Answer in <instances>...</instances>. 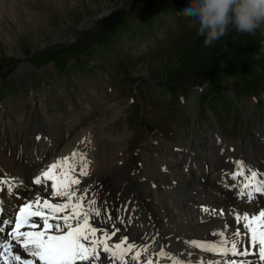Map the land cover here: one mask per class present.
I'll return each instance as SVG.
<instances>
[{
  "label": "rangeland",
  "instance_id": "374dc122",
  "mask_svg": "<svg viewBox=\"0 0 264 264\" xmlns=\"http://www.w3.org/2000/svg\"><path fill=\"white\" fill-rule=\"evenodd\" d=\"M52 1L51 6L58 9L60 0ZM187 5L188 0H65V2L61 3L60 8L65 6L67 11L60 9L61 12L58 10L52 12L49 7L40 6L39 8L33 6L32 10L37 13L41 12L42 15L39 16L35 25H30V27L26 25L24 29L27 32H20L18 35L16 33L18 27L15 29L6 27L3 32H0V105L6 110L8 107L9 112L15 114L27 110L29 105L26 102L27 100H44V109L37 102V107L27 113L25 118L27 121L34 120L45 126L44 112L53 110V104L55 103H58L65 113H68L71 110V106L78 110L79 107H85V102L92 103V99L101 101L103 98L101 94L106 89L105 83L109 80V72L115 73L111 78L118 80V84L121 83V90L129 87L133 88V84L136 83L150 104H157V100L162 102L160 108L164 104L163 97H167L169 93L168 90H164L171 85L175 87L179 85H200L204 88L203 82L205 81L212 82L213 80L217 82L224 80V87L228 86L232 94L243 105L248 98L244 95L240 81L244 80L246 85H250V90L255 96H257L258 91L264 92V26L257 29L255 34H242L237 32L234 27L230 28L228 34L217 41L216 54L207 64L203 68L199 66L193 67L190 65V61H195L193 59L197 58L199 47L204 45V38L197 35L198 24L193 19L179 14ZM104 7L107 8L108 12L102 15ZM116 12H121L119 24L106 29L104 21L108 20V17ZM85 17L90 19L92 23L87 28H81ZM20 20L23 22V19ZM156 27V33H154L153 31ZM3 33L9 34L10 37H6ZM152 37L156 39L153 47H151L152 42H145L146 39H151ZM10 40L14 42L11 43ZM10 44L12 45L9 46ZM11 50H20V55L18 57L12 55ZM206 76L207 78L204 80L203 77ZM69 80L75 81H70V84L78 83L80 87L86 88L90 95L82 91H71L69 89L70 85L66 83ZM27 83L30 85H27ZM110 84H113V81H110ZM213 86L215 91L218 92L220 87L218 85ZM4 87H6L7 91L3 89ZM224 87L222 88L225 91ZM111 89L113 90L112 87ZM15 90H21L22 93L13 95ZM142 92L139 95H142ZM120 93L124 94L123 92ZM63 97H65V100H61ZM105 99L106 97L104 96L102 101L104 102ZM16 100L22 101V106L26 105V108L17 106L15 104ZM137 102L139 118H137L138 113L135 112V117L133 118L112 122L109 112L107 113L108 120L104 116L99 117L94 113L86 115L83 113L84 121L82 127L84 128L79 133H73L70 139L67 138L66 141L64 140L67 129L62 128L65 126L62 120L53 114L48 117L49 129H62V131H65L62 132V138L58 141L62 145L59 148V152L72 160L78 173L77 177L80 180H82L80 177L82 176L80 175L81 170L89 171L88 154L82 148L86 147L83 144L85 143L83 135L87 131H93L94 136H97V131L92 129V127L104 129L110 133L106 132V136L103 139L106 148L103 157L101 152L98 154H96L97 150L93 152L94 155H97L98 160L103 162L99 172L101 178L103 176L106 177L107 174L105 175V173L111 170L109 162L110 152L113 149L120 150L121 148H123L122 152L125 154L124 164L121 167L123 174L126 177L128 175L131 176L132 181L138 179L131 171L133 163L138 170L136 174L142 175V167L137 164L139 157L131 158L130 154L132 153L129 152L128 148V145L133 142V138L137 140L141 134H145L143 146L141 147L143 151L142 159L145 157L160 159L169 156L174 161H180V157L177 154L173 153L170 155L169 151L166 150V146L168 147L169 144L165 146L161 142L181 143L183 141L182 135H179L175 129L173 130L167 120L156 119V109L152 112L156 114L152 116V121L149 118V121L146 120L147 122H144L142 127V123L139 122L140 118L143 111L146 112L145 116H149L148 108H151V106L141 103L140 100ZM222 103L228 105L226 101H222ZM110 107L113 112L118 111L117 106L110 105ZM229 107L230 105H228ZM1 109L0 107V113ZM90 109L95 110L94 108ZM238 110L241 114V122L244 124L245 117L239 107ZM244 110L247 111L248 109L245 108ZM164 114L168 115L169 118L173 117L176 121L183 119V110L174 101L168 102V106H165ZM261 114V106H255L256 119ZM77 116H72L74 128L79 126V114ZM86 117L92 121L89 126ZM126 117L127 115H125ZM224 120L227 121V119ZM8 123L9 125L10 123L12 124L10 119L6 120L4 117H0V141L4 138V144L0 142V148L7 154L10 150L13 152L10 140L12 139V133L19 137V132L23 130L14 128L8 131ZM13 126L16 127L14 124ZM149 126H151L150 129L148 128ZM1 129L4 130L3 133ZM151 129H157V131L153 132ZM244 129L246 130L242 131V138L244 136L248 138V135L253 132V125ZM257 129H262V127L258 125L254 129V138L251 137L247 143H240L244 144L242 149L249 150L254 158L264 160V134L262 130L258 131ZM42 130L46 132L47 129ZM197 131V138L193 139L189 144L194 142L207 143V132L204 134L201 127ZM228 132H231L230 129H227ZM28 133L27 131L25 135ZM57 139L49 140L47 147L51 142L53 145V142H56ZM7 141L11 149L6 148ZM222 141L225 144L224 139ZM253 142L256 147H261L263 151L262 157H260L259 150H257L258 152L256 151ZM125 144L126 146H124ZM233 145H235V150L231 155L240 152L236 144L234 143ZM172 146H175V144ZM68 147L71 148L67 149ZM22 151L23 154L25 153L23 155V164L25 163L24 160H28L26 163L31 166L29 171L32 172L35 159L29 158L25 149ZM227 152L230 153L228 149ZM227 152L225 153L228 154ZM182 153L185 152L183 151ZM43 156L48 158V149L43 152ZM221 156L217 152L214 161H217ZM19 161L22 162V155L19 156ZM85 164L87 165L86 168H84ZM145 167L146 164H143L144 172ZM189 168L199 172L200 177L206 178V174L196 169L193 165ZM144 172V176L140 177L139 182L141 184L137 188L146 185L150 190L154 191L155 187L145 182L144 178L146 175ZM89 174L90 177L98 176V172H93L92 176L91 172ZM85 176H88V173ZM164 181H160L157 186L162 190H169L170 186ZM23 182L24 186L27 187L28 182L26 180H23ZM100 183L102 184L103 182ZM83 188L88 190L85 193L91 196L97 191L96 182L89 187L85 185ZM102 189L106 191L104 184ZM106 189H110V187H106ZM142 197L145 204H152L155 208L159 206L161 212H163L162 216H165L166 213L162 208V204H159L154 199L153 194H144ZM207 204L212 205L210 202ZM98 208L101 210L105 209ZM234 210L235 214L238 213L236 209ZM170 212L171 215L168 217L171 221H178L179 214L176 207L170 209ZM183 223L186 224V221H183ZM175 232L180 235L185 230L176 228ZM172 239L170 244L172 247L197 249V247L176 242L175 238Z\"/></svg>",
  "mask_w": 264,
  "mask_h": 264
},
{
  "label": "bare ground",
  "instance_id": "6f19581e",
  "mask_svg": "<svg viewBox=\"0 0 264 264\" xmlns=\"http://www.w3.org/2000/svg\"><path fill=\"white\" fill-rule=\"evenodd\" d=\"M51 2L53 3L52 0H0V32H3L4 28L6 27H12L13 29L18 27V29L16 30V33H18V35L20 32H27V30L24 29L26 25L28 27H30V25H35L38 22L39 16L42 15L41 12H34L32 10L33 6L39 8L40 6H44V8L49 7L51 8L52 12L57 10L61 12L60 9H67V7L65 6L60 8L61 3L65 2V0H60V5L59 7H57L58 9L52 7ZM107 12V8L104 7L102 15L107 14ZM20 19H23L22 21L24 23L21 22ZM91 23L92 21L85 17V20L81 24V28H87ZM3 34H5V36L8 38L10 37L9 34ZM10 42L13 43L14 41L10 40ZM11 45L12 44H10L9 46ZM12 55L18 57L20 55V50L12 51ZM99 130L100 131L95 132L97 133V141L101 143L106 136V130ZM1 131L3 133L4 130L1 129ZM62 132L65 131H62V129H47L45 134L43 133V138H41L36 143H33V151L38 152L40 150V156H43V152L48 149L47 142H49L45 141V139L52 141L51 139L55 140L58 138L55 142L58 143L59 139L62 138ZM10 140L12 143L11 145L13 147V152H11L10 150V152L7 154L0 148V174L1 172H4L8 176H14L15 178H18V180H20V178L21 180H26L28 182L27 187H29L30 184L28 181V177L31 173L29 171L31 169V166L26 163L28 162V160L23 164V155L25 153L23 154L22 150L24 148L19 145L22 142L21 138L17 137L15 133H12V139ZM3 141L4 138L0 142ZM206 142L207 143L204 144H202V142L187 144L185 146L187 149L185 153H182L183 151L177 153L178 157H180L179 162L174 161L169 156H167L166 158L162 157L160 159H151L147 157L144 158L146 164L144 172L146 175V179L150 182V185H154L155 190L152 191L146 185H142L141 187H138L136 189V194L139 195L142 200V196L144 194H153L154 199L159 204H162V208L166 213L164 217L167 218L165 225L162 227L163 235H170V237L168 238L170 242H172V238H175L176 242H180L185 245H191V241L193 240L200 243H205L213 239L219 241L221 237L216 235L217 233L223 231L225 232V238H227L232 235L235 228L240 227V225H238L232 219V216L235 214L233 212L234 209L239 212L242 210L250 209L251 206H255L251 210H258V208L256 207L258 205H251L249 203L239 201L236 202L233 198H231L230 193H223L221 191V188L219 185H217V182L221 177L222 171L230 166L229 163L224 161V158L230 156L232 153H228L226 148L225 152H227L228 154L225 153L217 161H214V157L217 155L219 149L214 151L215 146L212 140H208L207 138ZM235 144L240 149V152L233 155L244 156L249 159L247 156L251 155V153L249 150L242 149V146L244 144ZM221 146H224V143H222ZM6 148L11 149L8 141L6 144ZM70 148L71 147H68L67 149ZM257 149L260 152V157H262L263 151L261 147L258 146ZM96 150V154L102 152L101 147L98 145ZM57 151L59 152L60 149L58 148ZM21 155L22 162L19 161V156ZM49 155L50 154L48 153V156ZM109 156L110 169L112 170L116 167V161L120 159V157L116 155L115 151L113 153L110 152ZM50 158H52V156L44 158L45 162H47ZM102 164L103 162L98 160L97 155H94V163L92 164V167L94 166V173L98 172V176L93 177L92 174V177H90V171H87L88 176H80L82 180L78 178L80 180V183L78 184L79 187L77 188L78 191L82 193L88 191L85 190L83 186L87 184H94L97 180L101 179V177L99 176V172L101 171ZM192 165L199 171L204 172V174H206V178L204 179L203 177H200L199 172H195L194 169L189 168L192 167ZM185 167H188L187 170H185ZM160 181H164L166 182V184L168 183V185L170 186L169 190H162L161 188H159L157 184ZM40 189H42V187H33L32 192L29 193L28 197L34 193H38ZM13 192H15V189L12 192L3 191V193L1 194L5 210H8L13 205L21 202V200H17L13 197ZM4 196H6V198H4ZM107 198L111 199L108 195L102 193V208L107 207ZM22 199H26V196L24 194L22 195ZM93 199L94 195L91 196L85 193V199L83 200L88 201ZM208 202H210L212 205H208ZM144 205L146 206V208L148 207L147 203H144ZM174 207H176L177 213L179 214L180 222L179 220L171 221V219L168 217L171 215L170 209H173ZM205 208H207L209 211H204ZM221 211H223V215H219ZM214 212L216 214H213ZM109 214H111V211H109ZM160 214L161 217H163V212L160 211ZM111 220H114V217H111L110 221ZM183 221H186V224H184ZM90 223L93 226L98 225L107 228L106 225L103 224L105 223V217H102V215H100L99 217H95V219L90 218ZM173 223L175 224V227L173 226ZM176 228L185 230V232L177 235L175 232ZM172 248L174 250H182V248H178L176 246ZM261 264H264V262H261Z\"/></svg>",
  "mask_w": 264,
  "mask_h": 264
},
{
  "label": "snow or ice",
  "instance_id": "6c2138e0",
  "mask_svg": "<svg viewBox=\"0 0 264 264\" xmlns=\"http://www.w3.org/2000/svg\"><path fill=\"white\" fill-rule=\"evenodd\" d=\"M60 163L58 161L50 165L47 170L37 175L34 183L40 185L42 178L53 181L49 186L52 190L51 195L67 197L68 203H50L48 199H44L42 204L48 211H42L41 197L36 196L34 201L27 202L20 207L14 217L4 219L0 215V234H4L6 231L4 225L10 226L7 235L0 238V264H78V262L104 264V259L101 258L102 253L107 254L108 264H116L117 261L119 264H129L125 255L137 248V245L129 242L127 236H124L119 243L109 245L107 241L115 236L120 229L113 227L111 232H108L98 229L90 223V218L95 219L101 215V209L96 206L94 199L86 202L88 205L86 210L78 211L81 208L80 202L84 199L83 196L77 197L76 202L72 203L73 197L76 196L75 190L69 192L70 185L65 184V191H61L60 185L55 182V177L52 175L53 169H56ZM63 163H68V157L63 158ZM86 167L85 164L84 168ZM236 167L239 171L233 173V177L244 175L243 163L237 161ZM248 172L250 174L249 183L245 184L244 188H248L255 182V193L264 195V178L257 180L258 173L250 168ZM80 175H87V172L82 169ZM71 183L79 184L80 181L79 179H72ZM13 188H15V184L8 182L6 191L12 192ZM240 196L249 200L255 199L252 193H246L243 190H241ZM34 205L36 206L35 210H33ZM69 205H71L70 213L59 217L56 215V213H64ZM3 211V200L0 198V213ZM204 211L209 210L205 208ZM223 214V211L219 213V215ZM50 220H62L63 223H50ZM71 221H75V224ZM235 221L240 227L235 228L232 235L227 238H225V232L217 233L216 235L221 237L217 244L206 245L193 240L191 246L206 251H215L222 255L230 253L232 257L253 256L257 258L232 259L225 261V264H261L264 262V210H259L258 215L250 216L247 212L237 214ZM97 232L100 233L99 238H97ZM244 237L248 239L245 241ZM143 251L147 252V247ZM25 253L31 259L23 258ZM160 255L168 256L173 260V264H184L182 259L171 257L163 251ZM140 259V251H136L131 257L134 262H138ZM146 264H153V261L148 259Z\"/></svg>",
  "mask_w": 264,
  "mask_h": 264
},
{
  "label": "clouds",
  "instance_id": "9594fccd",
  "mask_svg": "<svg viewBox=\"0 0 264 264\" xmlns=\"http://www.w3.org/2000/svg\"><path fill=\"white\" fill-rule=\"evenodd\" d=\"M179 14L198 24L197 35L207 47L233 27L242 34H255L264 26V0H188Z\"/></svg>",
  "mask_w": 264,
  "mask_h": 264
},
{
  "label": "trees",
  "instance_id": "16d2710c",
  "mask_svg": "<svg viewBox=\"0 0 264 264\" xmlns=\"http://www.w3.org/2000/svg\"><path fill=\"white\" fill-rule=\"evenodd\" d=\"M200 50H198V56L196 59H193L195 61H190L191 66H199L200 68H203L207 62L216 54L217 49V42H214L211 46H201L199 47ZM189 63V62H188ZM207 78L203 77L205 80Z\"/></svg>",
  "mask_w": 264,
  "mask_h": 264
},
{
  "label": "water",
  "instance_id": "95a60500",
  "mask_svg": "<svg viewBox=\"0 0 264 264\" xmlns=\"http://www.w3.org/2000/svg\"><path fill=\"white\" fill-rule=\"evenodd\" d=\"M120 18H121V12L113 13L110 17H108V20L104 21L105 28L109 29L111 27L116 26L119 23Z\"/></svg>",
  "mask_w": 264,
  "mask_h": 264
}]
</instances>
